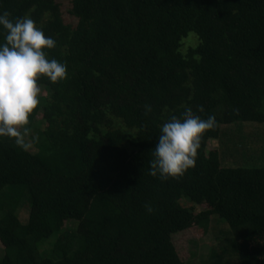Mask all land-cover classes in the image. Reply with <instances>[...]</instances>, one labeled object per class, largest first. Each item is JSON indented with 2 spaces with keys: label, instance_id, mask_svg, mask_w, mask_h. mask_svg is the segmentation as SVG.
I'll return each mask as SVG.
<instances>
[{
  "label": "trees",
  "instance_id": "16d2710c",
  "mask_svg": "<svg viewBox=\"0 0 264 264\" xmlns=\"http://www.w3.org/2000/svg\"><path fill=\"white\" fill-rule=\"evenodd\" d=\"M2 11L56 41L48 58L67 78L38 80L48 96L27 149L0 138V264H264V163L208 149L247 127L264 150V0H0ZM188 108L216 126L195 167L161 181L149 174L159 127ZM191 230L216 240L204 258L193 238L185 255L176 245Z\"/></svg>",
  "mask_w": 264,
  "mask_h": 264
},
{
  "label": "clouds",
  "instance_id": "9594fccd",
  "mask_svg": "<svg viewBox=\"0 0 264 264\" xmlns=\"http://www.w3.org/2000/svg\"><path fill=\"white\" fill-rule=\"evenodd\" d=\"M0 37V138L27 149L29 116L40 103L38 80L53 84L65 80L67 65L48 58L56 41L29 16L13 19L7 11L0 12ZM215 126L214 116L202 118L190 108L181 117L171 116L159 127L149 174L161 181L182 177L195 167L201 140Z\"/></svg>",
  "mask_w": 264,
  "mask_h": 264
},
{
  "label": "rangeland",
  "instance_id": "374dc122",
  "mask_svg": "<svg viewBox=\"0 0 264 264\" xmlns=\"http://www.w3.org/2000/svg\"><path fill=\"white\" fill-rule=\"evenodd\" d=\"M65 10L70 7L71 0H59ZM196 42L194 38H191L190 41H187L186 48L188 46L195 45ZM48 92L44 90V88H40V103L39 106H42L45 98H47ZM42 123V114L38 115L36 118V126L30 132L31 134H36L39 129L45 127V125H41ZM238 133L243 136L240 141L235 142L236 140L232 141L229 138L221 139V140H210L208 142V149H220L222 148L225 153L226 163H240V162H251L257 161L264 163V150L262 148L261 143L259 144L260 137H257L254 134V129L251 128H239ZM237 144H235V143ZM202 208H200L201 210ZM201 231L191 230L187 234L183 235L181 238H177L176 245L180 250L181 254H187V247L186 242L190 239H195L191 244H189V249L191 250L192 257L194 259H201L204 258L207 254L210 253L211 247L216 244V240L212 235L202 236ZM202 236V237H200ZM2 249L0 246V253Z\"/></svg>",
  "mask_w": 264,
  "mask_h": 264
}]
</instances>
